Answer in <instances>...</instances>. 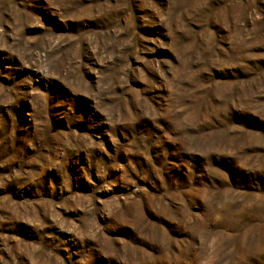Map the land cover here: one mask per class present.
<instances>
[{
  "label": "rangeland",
  "instance_id": "374dc122",
  "mask_svg": "<svg viewBox=\"0 0 264 264\" xmlns=\"http://www.w3.org/2000/svg\"><path fill=\"white\" fill-rule=\"evenodd\" d=\"M0 264H264V0H0Z\"/></svg>",
  "mask_w": 264,
  "mask_h": 264
}]
</instances>
